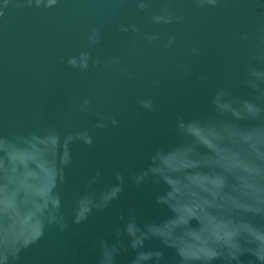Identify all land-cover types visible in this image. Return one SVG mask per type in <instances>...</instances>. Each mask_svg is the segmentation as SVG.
I'll return each instance as SVG.
<instances>
[{
	"label": "water",
	"instance_id": "1",
	"mask_svg": "<svg viewBox=\"0 0 264 264\" xmlns=\"http://www.w3.org/2000/svg\"><path fill=\"white\" fill-rule=\"evenodd\" d=\"M0 264H264V0H0Z\"/></svg>",
	"mask_w": 264,
	"mask_h": 264
}]
</instances>
